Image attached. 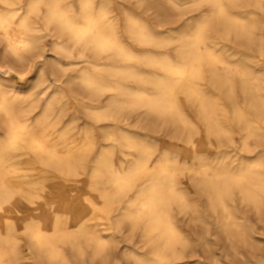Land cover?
<instances>
[{"label": "bare ground", "instance_id": "obj_1", "mask_svg": "<svg viewBox=\"0 0 264 264\" xmlns=\"http://www.w3.org/2000/svg\"><path fill=\"white\" fill-rule=\"evenodd\" d=\"M164 1L181 17L154 26L130 7L152 0H0V264L106 263L124 225L148 248L134 264H190L178 217L206 221L182 176L227 239L248 237L235 202L264 211V0ZM168 128L182 151L160 147Z\"/></svg>", "mask_w": 264, "mask_h": 264}, {"label": "rangeland", "instance_id": "obj_2", "mask_svg": "<svg viewBox=\"0 0 264 264\" xmlns=\"http://www.w3.org/2000/svg\"><path fill=\"white\" fill-rule=\"evenodd\" d=\"M168 6L169 5H167L164 0H152L151 9L147 11L143 7L138 8L134 6L133 3H130V7L137 15L146 18L154 26L159 24L162 19H165L166 15H168L169 21L180 19L181 14L179 12L169 11ZM205 10H207V5L205 4L192 7L190 14L197 15V13ZM156 11H159V17L155 15ZM215 35L218 36L217 33H215ZM223 43L229 44L232 48L237 47L246 52H252V54L258 55V52L252 49L249 50L246 47H238L239 44H236L233 40H223ZM210 89L214 95L220 96L217 89L212 86H210ZM224 102L227 108H229L227 100ZM172 135V130L168 128L163 129L162 134H157L155 136L161 140L160 147L162 149L169 148L175 150V152L182 151L186 145L180 140L173 139ZM235 136L236 147H239L240 136L238 134ZM260 146H264V141L260 143ZM83 178L81 185H77V188L83 189L84 194L88 191L90 179L87 175ZM181 179L184 181L185 186L191 189V193L194 194L199 211L203 215L206 223L191 222L189 217H178L181 226H183L182 228L190 237V245L184 249L181 259L176 261L189 262L190 264H264V211L258 214L250 206L241 205L239 201H236L237 211L242 217V221L244 222L243 228L246 229L248 237L246 240L227 239L226 234L222 231L223 227L217 221V216L213 210L209 208L206 197L197 192L190 177L182 176ZM61 183H63V181H61ZM68 190L69 188L64 191L68 192ZM81 195L82 194H80V196ZM115 214L116 212H113V215ZM112 219H115V216H113ZM104 233L108 234L107 231H104ZM115 235L117 238L113 244V256L109 261L102 263L100 258L91 260L88 255L87 260L89 261L86 263L79 262V264H134V261L130 257L132 251L143 254L148 252V248L144 247L143 241L141 240L140 233H131L128 226L124 225L121 231L118 232L117 230ZM22 250H24L22 253L24 257L21 261H27V257L31 254L26 244L23 245Z\"/></svg>", "mask_w": 264, "mask_h": 264}]
</instances>
